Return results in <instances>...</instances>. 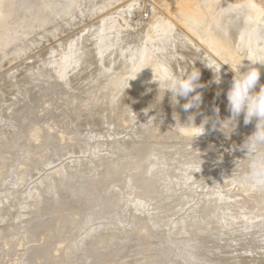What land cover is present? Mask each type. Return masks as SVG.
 <instances>
[{
    "label": "rangeland",
    "instance_id": "1",
    "mask_svg": "<svg viewBox=\"0 0 264 264\" xmlns=\"http://www.w3.org/2000/svg\"><path fill=\"white\" fill-rule=\"evenodd\" d=\"M135 1L134 0H102V1H100L99 6L96 7L95 9H92V10L87 9L86 6H84V5H81L82 8L78 5L81 9L78 10L79 12L77 11V14L74 13L75 15L73 17H71V19L67 18L68 21H66V19H65L66 17L62 18L63 16L60 15L61 18H62V23L60 24L59 22H60L61 19L60 20L58 19L59 22H56L58 25L56 24V28H54L55 30L56 29L57 30L55 31L53 29L52 32H51L52 34L49 37L47 36L45 39H41L42 43L40 41L38 43L39 46L35 50L29 51V52H27V54L25 53V55L23 57H19V58L14 59V60L11 59L12 60L11 62L7 63L4 66H0V79H1V81H2V78H3V81L7 80V76L11 73V71L12 72L16 71L15 72L16 73V77L19 78L20 71L18 72L17 70H21L20 68H23V67L20 66V64L22 62L28 60V62L31 63L32 61L29 60L30 58H34L39 53L44 52L48 48H53L54 47L55 50H56L57 46L59 45L60 42H64L65 40L66 41H70L72 39H76V38L80 37L81 35H84L86 32L82 31L81 29H84V27L87 28V26L91 25L92 23H94L96 21L98 22V21L102 20V23L104 25H108V26H111V27L115 26V28H117V27L123 26L122 25L123 22H121L123 20V17H122V15H123V16L128 17L126 22L124 23V24H126L125 26L127 28L131 26V29L133 31H136V32L142 31V34H139V37H142L143 35L147 34V36H150L151 38L160 39L161 37H159V36L162 35V34L163 35H166V34L170 35L171 31H170V33H168L169 31H167V30H169L171 28V30H173V31L175 30L176 32H180L182 35H185V38L187 37L189 39V40L188 39L187 40L191 44H194L193 46H196V47L200 48L201 50H204V49L206 50V48L208 47V49H210L212 51V48H209V46L213 47L214 44H213V46H211L212 43H210L209 41L205 42L206 44H203V42H201L203 40V38L206 37L207 35H205L202 32L201 29L193 27L194 29H198V31L197 32L195 31L196 33H194L193 32L194 29L192 30L190 26H189L190 27L189 28L188 25H186L185 23L183 24V22L181 20L184 17L181 19L180 16L181 17L183 15L185 16L186 12H187V14H190L188 17H192V16L196 17V16H198L200 14L199 12L202 9L204 10V8H207V7L212 9L211 11H209V13H212V14H214L216 16V14H218L219 11L222 8H224L225 5H228V4H233V5L235 4L239 9H241L245 13H247L248 9H249L250 16H251V14H254V17H253V15H252V17H250L251 20H252L251 24H253V18H254V21H256V23L259 22V21L261 22V16L264 15L263 14L264 13L263 12L264 11V0H248V1H251V2H249V5H246V6L244 4L247 3V0H210L208 2L206 0L205 2H207V4H209V5L203 4V3H205L204 0H202V1L201 0H139V1L135 0ZM200 1L202 3V6H200V4H199ZM74 3H75V1H74ZM143 4H144V6H143ZM254 4H256V6H253ZM75 5H77V3ZM203 6H207V7H203ZM76 7L77 6H75V8ZM209 8H207V10H210ZM256 8H260V9L255 10ZM250 9H252V10H250ZM250 11H252V12H250ZM253 11H254V13H253ZM257 11H259V12H257ZM94 12H96V14ZM255 12L259 13L260 15L255 13ZM260 12H262V13H260ZM51 13H53V12H51ZM249 13H247V14H249ZM158 17H159V19H160V17H162L161 19H162V21H164L163 22L164 25H167L169 23L168 26L166 27V26L163 25L162 27H160L162 29V30L160 29V31H159L158 27L152 28L150 26H144L146 23H148V22H150L152 20H155V19L157 20ZM255 18L257 20H255ZM63 19H65V20H63ZM119 19H120V21H119ZM162 21L160 22L161 24H162ZM153 22H155V21H153ZM128 23H130L129 26H128ZM262 23H261V25H262L263 28L262 27H260V28H262V30H264V24H262ZM158 25H160V24H158ZM253 25H255V23ZM139 28H140V30H139ZM165 29H166V31H165ZM189 29L192 30V31H190ZM145 30H147V31H145ZM187 30H189V32ZM262 30L260 29L259 33L262 32ZM78 31L81 32V33H77ZM148 31H149V33H148ZM199 31L202 32V33H200ZM199 33H200L201 36H203V38L200 37V36H198V37L196 36ZM261 37L262 36H260V38ZM201 38H202V40H201ZM262 38L264 39V36ZM206 40H209V39H205L204 38V41H206ZM226 41L228 42L229 40L226 39ZM238 41L239 40L237 39L236 42H238ZM128 42L129 41H127V43ZM230 42L232 43V41H230ZM125 43H126V41H124V43H121L120 47L122 48V46H123L125 48V49L122 48L124 51H126L128 49H129L128 51H130L131 47L127 48V43L126 44ZM207 43H210L211 45H209V44L207 45ZM262 43H264V42H262ZM108 44H106V46ZM236 44H237V46L234 45V46H232V48H234L236 46L235 47V51L238 49V52L242 55L244 53L243 50L245 51V47L243 46L244 47V49H243L241 44H239V45H238V43H236ZM55 45H56V47H55ZM204 45H207V46H204ZM262 45H264V44H262ZM128 46H130V45H128ZM238 46L242 48V51H241V48H239ZM107 47L110 48L109 45ZM198 48H196V49L198 50ZM215 48L216 47L214 46L213 49L216 50L217 48L216 49ZM261 48L264 49V47H262V46H261ZM200 49H199V52L202 53V51ZM210 50L204 51L205 52V53L203 52L204 56H207L208 58H210V56H211V58H210L211 60L213 58H215L214 59L215 61H217L219 63H224L223 61H225V59H222L220 53L216 52L218 50H216L215 52L219 53L220 58L218 57L219 55L215 54L214 51L211 52ZM173 51L176 52V54H175L176 56H179L178 55L179 49H178L177 46H175L173 48ZM207 51H209L211 53H208ZM212 56H213V58H212ZM136 57L139 58V56H136ZM6 58L8 59V57H6ZM225 63H227V60L225 61ZM16 66L18 68L13 69ZM222 67H225V70H227V72H229L230 75L234 76V73L231 71V69H232L231 67L232 66H229V65L225 64V65H222ZM77 68H78V64H72L71 68H70L71 72H68L69 75H70V73L72 75L76 74L77 73L76 71L78 70ZM67 71H69V69ZM91 72H93L92 74H94V76L88 74V76H89L88 82H91V81L92 82H94V81L95 82L96 81H98V82L100 81L101 82L102 81L101 83H103V85L100 84V83H99L100 85H98V82H96L97 83L96 85H93V83H92V85L95 86L96 88H99V90H100V88H102L101 85L102 86H108L109 85L107 83V79H108V82H109V78H112V80H113V77H114V75L113 76L111 75V77L107 76V75L106 76L104 75V78H105V80H104L103 75L99 74V76H100L99 77L98 74L96 75L94 70H92V69H91ZM118 73H121V72L119 71ZM122 74H123V72L120 74L121 77L124 76ZM51 77H53V76H51ZM93 77H95L94 78L95 80L94 79L91 80ZM106 77H107V79H106ZM45 79L46 78H43V80H37V81L31 79L30 83L27 82L25 79H23L22 80L23 83L21 81L20 82L19 81H13V82L8 83L6 85H5V83H6V81H5V83H4L5 87H4V89L2 90V92L0 94L1 95L0 96L1 97L0 98V264H93V263L97 264L98 262H99L98 264H107V263L108 264H113V263L114 264H117V263L118 264H124V261H126V260H128V261H126L125 264H127L129 262V260H131V262L129 264H131V263L132 264H137V263L138 264H145V263L146 264H166V262H168V261H169V264L171 262H172L171 264H180V263H182V264H202V262L204 264H217L218 263L216 261L217 258H212L211 257V253H214V250H216L215 252H217V250H218L217 248L219 247L218 243L219 244H221V242L223 243V244H221L222 246H220V248L223 247V254H225V255L228 254L229 250L230 251L232 250L231 251L232 253L230 252V255L234 254L237 251V250H234V249H238L239 250L242 247L247 250V247H249L248 244H247L249 240H251L252 244H250V241H249V244L252 245V248L253 247L255 248L257 246L259 247L260 245H261L260 247L264 248V241L263 242L259 241L260 243L258 244L257 243L258 240L255 242L251 237H245L246 239L245 238H237L238 241H236V239L233 237L234 235L233 234L231 235V231H233V230H242V231H245L246 233H249V232H253L258 227H264V201H263V204L258 205L257 204L258 203L257 200L239 199L238 198L239 193L235 189L234 186H230L229 185V187L223 188L217 182H214V181H212L210 179H208V180L206 179V182L208 184H206V185L200 184L199 185V183H198V186H196V188H195V190H196L195 192H197L198 194H201L200 201L197 204H195V205H187L185 207V210L182 211V213H184V212L186 213L185 215L183 214V216L184 217L187 216V217H189V219L191 218L190 221L188 220V222H190V223L193 222V220H194V218H192V216H195L196 218L199 219L200 218L199 205L204 203V202H206V201H208L209 199H213L212 195L215 196L218 192H220V193L223 194V196H221L220 199L217 200L218 205H220L217 209L220 210L219 211V213H220V216H219L220 222L222 221V223H224L225 225L221 224L220 222H219V224H217V222H216V226L217 227H215V228L217 230H219V231H222V230L224 231L225 230L227 232H225V234H223L224 232H221L220 235H222L223 237L220 236V238H218V240L220 241L219 242L215 238V237H217V235H214L215 234L214 233L215 230L211 229L210 232L208 234H206V236H202V235H198V234H205V233H201L198 230L195 231V229H194V230H192L190 232L191 235L189 234L188 238L186 236V239H188V240H184V242H181L185 246V249H187L188 251H186V250L185 251L184 250L179 251L177 248H175V246L172 245V247H171L168 244H165L164 248H162L159 251L161 254H159V252L156 251L158 249L157 245H158V241L159 240H158L157 237L155 238L154 235L156 236L159 233L160 236H161L160 238H162V236L168 237L167 236V229L169 228L168 226L170 225V223H169V221L166 222V223L163 222V223H165L164 226L168 227L166 229H165L164 226H160V225H158L157 227L156 226L155 227L151 226V224H150L151 222H149V220H148L150 218V217H148L149 216V211H148L149 208H148V206L149 207L158 206L160 209L163 208L162 210L166 209L167 211H164V212L162 210H159V214L158 215H160V213L161 214L164 213V215H161L162 217H164L166 212H167V213H170L169 214L170 216L169 217L165 216V217L170 218V219H174L176 214L171 212V211L175 209L174 207H176L175 206L176 204H181L182 203V201H181L183 199V193L182 192L184 191L183 189L186 188V186H185L186 184H183L185 186V188H182V190L180 188V191L178 192L176 190V188H177L176 184H175V186L171 187V185L173 183L170 182L172 178L169 177V175L172 174L174 171H172L171 173H167V174H165V172H164V174L166 175L165 176L163 174V172H160L161 171L160 167L163 164H166V163H161L162 165H160V167L158 166L159 169L154 164V163L157 162V160H153L154 163L153 164L151 163L152 161H150V160H152V158L154 159V157H152V156H154V155L156 156L157 155L156 151H157L158 147H157L156 151H154L155 153L153 155H151L153 152L148 151V149L152 148L154 150L155 149L154 146H156L155 144H157V145L159 144V142L158 143H157V141L155 142L157 135H155L154 136L155 139H153V135L152 134H148V135H151V136L148 137V140L151 137V139L154 141L155 144L153 142H151V140H150L151 144H149V145H153V144L154 145L152 147L149 146L147 148V151H148L149 154L146 151V153H147L146 156L147 157L145 159H147V158H149V156H151L149 158V160L148 159L146 160L148 162L147 164H152L150 166L154 165L155 168L158 169V170H156L154 168V166H153L154 169H151V171H148V172L146 171L145 168L147 166H145L146 164L143 163L145 161L143 156H145L146 153H145V151H144V155L142 153H143V149L146 150L145 147L148 146V145L144 146V143H149V142H146V141H148L146 139L148 135H146V134L152 132L150 130H156L158 128L157 131L159 133L161 131L162 134L161 133L160 134L157 133V131L155 132V134L157 133L158 135H161V137L158 136L159 138H161L159 140L160 143H161L160 145L161 146L163 145L162 147L165 146V148L167 147V145H170V143L179 144L178 142H180V139L184 138V136L181 137L180 134L187 133V134H184V135H186V137H187V135H189L188 132H186V131L183 132L182 128H180L179 125H175V122H176L175 120H171L170 119V116L173 115L175 108L173 106H168V107H170L169 110H168V107L165 108V107H162V106H159V105H155V104H151L150 105V103H147V102H145L146 104H144L142 102H139V101L130 102L131 104L129 102H127L126 104L128 106H130V109H129L128 106H126V104H125V106L128 107V108L124 107V108H126L125 110L128 111L127 114L130 116V117H128L129 119H127V120L128 121H132L133 123L127 121L128 122V124H127V122H125V120H124L125 123L121 122L120 120H123V119L120 118V120H118L119 116H117L118 117V118H116L117 119V124L118 125L121 124V123L122 124L120 126L117 125L116 126L117 128H116L115 126H113V124H115V120H116V119L114 120V118H112V120H114V123H113L112 120H110L111 117H110V119L108 118L109 122L111 121L110 124L113 123V124H111V126H110L109 123L107 124L108 121L106 119V116L107 117L110 116V114H109V111H110L109 109L110 108L106 107L105 105H103V106L108 108L109 111H106L107 109H105V108L103 109V107L100 108L102 106V105H100V103L102 104V102L98 101V102H100L99 103L100 107L97 106V109H95V111L91 109L92 111L95 112V114L93 112V115H92L91 114L92 112H90L91 115H88L89 112H86L87 108L89 107L87 104H89V102H91V101L95 102L98 99L95 100L94 99L95 97L93 98V97H91V95H89L90 98L89 97L88 98L89 99L92 98L93 100L92 99L90 101L87 100L89 102H87L86 105L83 104L84 107H87V108H85V110L83 108H80V107H83L81 105V106H79L77 108L75 106L74 108H72L73 111L72 110L70 111L69 108L71 109V107L69 105H66V103H68V102H65L66 99H61V100H57L56 99V98H58V96L56 95V89L60 88L59 83L56 82V80H54L52 78H50V83L48 81L44 82V81L47 80V79L46 80ZM89 80H91V81H89ZM112 80H110V81L113 82ZM202 80L203 81H207L206 79L203 78V76H202V78L200 77V82L205 84L206 86H208L207 85L208 81L207 82H203ZM1 81H0V83H1ZM105 82H106L107 85L105 84ZM111 82H109V83L111 84ZM16 83H17V85H16ZM113 85H114V83H113ZM51 86H53V87H51ZM149 86L152 87V85H149ZM149 86H147V87H149ZM39 87L40 88H42V87L45 88V91L38 90ZM28 90L29 91L31 90V92H29ZM101 90H103V88ZM150 90H151V88H150ZM116 91H119V90L116 89ZM2 93H3V95H2ZM42 93H43V95H42ZM98 94L101 95V92L98 91ZM98 94H97L96 98H99ZM41 95H42V97H41ZM36 96H37V98H36ZM40 97H41L42 100L40 99ZM150 97L153 98L154 94H152ZM46 99H48V101ZM44 101L46 103H44ZM24 102H25V104H24ZM98 102H95V103H97V105H98ZM136 102H138V105L136 107H135L136 104L135 105L133 104L134 106H131L132 103H136ZM73 103L74 102H72V104ZM139 103H141V105ZM23 104L26 107H24ZM147 104H149V105H147ZM44 105H45V107H44ZM93 105H95V104L94 103L91 104V106H93ZM142 105H145V106H142ZM153 105H155V107H150V106H153ZM61 107H63V108H61ZM93 107H96V105L93 106ZM98 107H99V113H100L99 115H97V113H96V112H98ZM140 107L142 109H140ZM90 108H92V107H90ZM13 109L14 110L16 109V111H14ZM77 109H79V110L83 109L84 111H82V112H84L85 114H87V113L88 114L84 115L83 118L81 119L79 117V116H81L80 115L81 111L78 112L79 111L78 110L77 111L78 113H75V117H74L71 114L76 112ZM132 109H134V110H132ZM137 109L143 110V111H139ZM145 109H149L151 115H153V116L155 115L154 117H158L159 116L160 119L156 118V119H154L155 122L153 121V123H152V120H150L151 116L149 115L150 114L149 111H147L149 114L148 113L144 114V112H145L144 110ZM150 109H152V110H150ZM135 110L137 112L139 111V113L142 112L141 113L142 115L141 114L138 115V113L135 112ZM8 111H10V112H8ZM69 111L71 113H69ZM102 111H103V113H102ZM133 111L135 112L134 115H132ZM151 111L156 112V113L154 114ZM82 112H81V114L83 115ZM104 112H107V113H104ZM168 112H170L169 113L170 115L168 114ZM78 114H79V116L77 118L76 116ZM103 114L106 115V116L104 115L105 118H104ZM107 114H109V115H107ZM94 115H95V117H94ZM136 115L139 116L140 119H145L146 120V121L144 120L145 122L143 120L142 121L144 122V124L147 122L146 123L147 125L146 124L145 125L136 124V121L139 119L138 117H135ZM144 115L146 117H142V118L140 117V116H144ZM147 115L150 116V117H148ZM88 116L92 117V118H89ZM204 116H208L209 117L208 114L207 115L204 114ZM72 117H73V119L71 120ZM99 117H101V118H99ZM113 117H115V116H113ZM147 117L149 119H147ZM4 118H5V120H4ZM76 118H77V120L78 119L79 120L77 121ZM91 119H92V121H91ZM130 119H133V120L135 119V122L133 120H130ZM199 119L201 120L202 117L199 118ZM58 120H59V122H57ZM74 120L76 122H74ZM138 121H137V123L142 122V121H139V122ZM167 121H169L170 123L173 122L172 125L173 126L175 125V127H173L170 124V129H171L172 132L176 130L175 131L176 133L173 132V134H172V132L170 130H167L168 127H166V125L169 123ZM52 122H54V123H52ZM118 122H120V123H118ZM148 122H150L151 124L148 123ZM182 122L183 121H181V123ZM184 122H186V121H184ZM154 123H156V125ZM49 124H50V126H49ZM42 125H46V127L43 126L44 127V128H42L43 130H41ZM58 125H60V126H58ZM98 125H99V128H97ZM209 125H206V127H207V131L206 132H210L211 131V129L208 130V128H210ZM54 126L56 128H54ZM57 126L59 128H57ZM108 126L110 128L111 127L115 128L116 130L114 129L112 131V129H110V128L108 129ZM133 126H136V127H133ZM176 126H177V129H176ZM118 127H121V128H118ZM148 127L151 128V129L148 130L149 129ZM153 127H154V129H153ZM61 128L63 129L64 135H61L62 132L60 130H58V129H61ZM74 128H76V129H74ZM161 128L162 129L164 128V129L162 130ZM67 129H69V131ZM96 129H99L100 131L98 130L99 132H97ZM140 129H141V131H139ZM32 130H34L36 135H32V134L29 135V132H27V131H30V133H32L33 132ZM143 130L145 132H147V133L146 134L143 133L142 132ZM177 130H178V132H177ZM36 131H37V133H36ZM125 131H126V133H125ZM34 132H33V134H34ZM70 132L73 133V135ZM75 132H77L78 134H76ZM179 132H181V133L178 134ZM135 133H137V135H139L140 137L139 136H133V137H131L133 140L132 139L131 140L133 142H135V143L137 142L136 145H138L140 147L143 145L144 148L141 147L143 149H138V150H140V153L138 152V150L136 148L132 149V147H134L135 143H132V141L129 140V137L131 135H135ZM74 134H76L75 140H68L69 138H71L70 135H72V137L73 136L75 137ZM177 134H178V136H177ZM58 135L62 136L61 139H58V137H56ZM65 135H66V137H68V136L69 137L66 139ZM63 136H64L65 139L63 138ZM87 136H89V137H87ZM174 136H177L179 138L181 137V138L180 139L177 138V140L174 141L175 138H176V137L174 138ZM208 136H207L208 138L211 137L215 141V145H216V147L214 148L215 151H216V148L217 149H219V147L223 148L221 146V144H220L221 143L220 140H223L222 137L225 140V141L223 140L222 143H226L227 144V142H228V144H229V142H230L229 138L224 137L220 133L217 135L216 139H214V135L213 134H208ZM34 137L36 138L35 140H34ZM38 137L40 139L39 141H38ZM122 137L124 138V140H120V139H122ZM158 137H157V139H159ZM31 138H33V139H31ZM73 138H71V139H73ZM218 138H219V140H218ZM225 138L229 139V141L228 140L226 141ZM29 139L31 141H33V140L34 141L30 142ZM141 139L143 141L144 140H146V141H144V142L142 141L143 142L142 143V142H140ZM64 140H66V141H64ZM203 140H205V143L207 142V139H203ZM203 140L200 141V144L202 143ZM193 141L195 142V139ZM193 141H190L188 144L194 143ZM239 141L240 140H236L235 141L236 144L233 143L234 146L239 145ZM125 142H127L129 144H127ZM139 142L141 143V145H139ZM130 143H132V144H130ZM164 143H166L167 145H165ZM180 143H183V142L181 141ZM197 143H199V141ZM126 144L129 145L128 147H131L132 150L135 149L134 151L135 152L137 151L136 153L140 154V156H142V160H141V157L139 155L138 156L135 155L137 158L139 157L138 159L136 157H131V159H130L129 156L127 157V159L129 161H132V158H136V159H134V163H136L137 160H138V162L139 161L142 162L144 160L142 162L143 164H140L141 166L142 165L145 166V168L142 167L144 169V171H143V169L141 168V166L139 164H138L139 167H137L136 164H134L135 166L132 165V166H134V168L132 167L133 169H131V167H129V166H131L129 164V166L127 165L128 169H126L124 171V169L126 167V166L124 167V164H126V162L123 163L124 162L123 159L125 158L126 154H129V153L132 152V155L134 156L133 153H135L130 148H128V147L125 148L127 146ZM218 144L220 146L217 147ZM115 145L116 146L117 145L123 146V147L118 146V147H120L119 149L121 150V152H122L123 149H124L123 150L124 153H125V151H128V150H130V152L128 151L129 153H125L124 157H123V155L121 157L120 152H118L119 155L116 154V152L119 149H117L118 147H116ZM131 145H133V146H131ZM160 145H159V147H160ZM187 145H186V147L188 148L189 146H187ZM193 145H195V144H193ZM112 147L116 148V150H115V152L113 154H116L117 159L115 157L113 158L112 157L113 155H112L111 157L106 158L105 161L109 162L110 164L113 161H117V163L114 162V164H116V165L120 162L123 165L120 164V163L118 165H121L123 167V169H121V166L120 167L117 166L118 169L115 167L117 170L121 169L120 172L118 171L119 173L117 172V174H116V172L114 171L115 168L113 167L114 168L113 169V168L109 167L110 168V172L113 169V173H115V174H113L112 172L110 173V172L107 171L108 174L103 176L104 173H101V172H104V170L102 169L103 170L102 171V170H100V168L97 169V167H96V165H97L96 162H97L98 157H96L95 154L97 152L101 153L100 151L103 150V149H106V150L107 149H111V151L113 152L114 149H112ZM162 147H160V148H162ZM186 147L184 145V148L186 150H191L192 147H195V146L191 147V145H190L191 148L189 147V149H187ZM121 148H123V149H121ZM185 149H182V151H184ZM98 150H100V151H98ZM141 150H142V152H141ZM213 150L211 151V153H215V152H213ZM104 152H105V150L103 151V153ZM158 152H161V151H158ZM159 154L160 153H158V155ZM229 155L232 156V153H230ZM99 157H101V155ZM110 158H113V159H110ZM118 158H120L119 162H118ZM121 158H122V161H121ZM157 158H160V157L158 156ZM157 158L155 157V159H157ZM109 159L111 161L112 160L113 161L111 162V161H109ZM127 159H125V161L129 162ZM159 160H162V159H159ZM160 162H162V161H158L157 163H160ZM97 163H99V162H97ZM109 163H108V165H110ZM116 165H113V163H112V166H116ZM164 166H168V165H164ZM84 167L86 169H84ZM135 167L136 168H140V171L139 172L137 171L139 169L135 170L136 169ZM69 168H70V170H69ZM165 168H163V171L167 170L166 172H168L169 170L173 169L172 167H170V169L169 168L165 169ZM55 170L59 171V175L57 174V171H55ZM86 170H87L88 173L86 172ZM141 170H142L143 173L141 172ZM152 170H155L157 173L155 171L152 173ZM93 171H94V173H93ZM69 173H72L73 174L72 176H74V175L77 176V177L74 176L76 178L75 181L70 178L71 176L67 175ZM80 173H82L83 175L80 174ZM56 174H57V176H54ZM78 174H80L81 176L79 177ZM173 175L175 176L176 173L175 174L173 173ZM89 176H90V178H89ZM92 176H93V178H92ZM98 177L99 178L100 177L103 178V179H101V181H103L102 182L103 185L101 184V181H100V184L98 183V180H97ZM95 178H97V179H95ZM115 178H117V179H115ZM58 179H60V180H58ZM114 179H115V181H114ZM148 179H150V180H148ZM67 180L71 181V182L69 181L70 184L67 183ZM79 180L82 181V184L83 183H85V184L88 183L86 185L83 184V185H85V189L84 190L78 189V186L82 185V184L77 183V182H79ZM134 180H135V182H134ZM59 181H61L60 183L62 185H64L63 187L61 185H57ZM153 181H155V182L153 183ZM92 182L98 183L99 185L95 184L96 185V187H95V185L93 183L94 186L92 187V185H91V187H92L91 188L88 185H90ZM109 183H111L112 185L109 184ZM145 183H148L147 185H145L146 187H148L150 184H151L150 186L152 187L153 184H155L154 185L155 186L154 190H156V191L153 192L152 191L153 189L150 187L149 190L150 189H152V190L151 191L148 190L149 192L148 193L146 192V194H145V191H147V188L144 186L145 190L142 189V188H144L143 185ZM68 184L72 188L73 187L75 188V186H76L77 189L69 190L70 188H68V187H70V186H68ZM71 184H74V185L72 186ZM77 184H78V186H77ZM106 184H108V185H106ZM168 184H170V185H168ZM53 185H56L57 187L53 186ZM104 185H105V187H104ZM118 185L122 186V187L125 186V188L128 191V193L124 192L125 188H122V187L120 188ZM187 185H188L187 188L189 189V185L190 184H187ZM58 186L60 187V190L62 191L61 192L62 194H59L60 192H58V190H59ZM98 186H100V187H98ZM128 187H129V190H128ZM173 188L175 189L176 192L174 191ZM106 189H108L107 190L108 193L106 192ZM166 189H167V191H166ZM186 189H185V191L188 190V189L187 190ZM103 190H105V191H103ZM119 190H123V192H121ZM136 190H138V191L136 192ZM56 191H57V193H56ZM73 191H74L73 195H70ZM118 191L120 193H118ZM140 191H141V193H140ZM169 191L172 192L173 194L170 193ZM160 192H162V194ZM52 193H53V195H52ZM92 193H93L94 197H93ZM116 193H118V194H116ZM133 193H135V194H133ZM142 193L145 194V195H148V196L142 198L143 201H146L148 206L146 204L141 203V202L137 203L136 200H135V197H138L137 195H139V197H140L141 196L140 194H142ZM177 193H179V194H177ZM47 194L48 195L50 194L49 195L50 197H48ZM56 194H57V196H55ZM168 194H171V195H168ZM109 195H111V197H109ZM151 195H153V196H151ZM84 196H85V198H84ZM113 196L115 198H117L118 201ZM54 197H56V198L58 197L57 199L55 198L56 201L52 200V198L54 199ZM61 197L63 198V200H60ZM95 197H96V199H94ZM226 197H228L229 200H227ZM154 198H156L158 201L155 200ZM159 198L162 201H160ZM110 199L111 200L113 199V200L111 201ZM36 200H37V203H36ZM107 200H110L109 203L114 202L117 205L118 204L121 205L122 206L121 208L125 209L127 212L126 211H120L121 213L120 212H116V213H120L121 215L120 214H116V213H115V215H113L114 213H110V212H113V211L111 209H109V208L107 209L105 207V202L104 201H107ZM42 201H43V203H42ZM147 201H149V202H147ZM156 201L159 203V205H155V204H157ZM67 202H68V204H67ZM84 202L87 203L88 206H87V204L85 205ZM128 202H131V203H129L130 204L129 205L130 208L125 206ZM168 203H170V204H168ZM26 204H27V206H26ZM70 204H72L74 206H72ZM90 204L92 206H89ZM164 204H167V206L164 205ZM237 204L240 205L239 212H240L242 217L241 218H237L236 220H234L233 224H226L224 221L228 219L230 213H231V215L233 214V212L235 211L234 210L235 206ZM21 205H23V206L25 205L24 206V209L26 210V215L24 216L25 218L24 217L21 218L19 216V214L21 215V209L23 208ZM52 205L54 207L53 209L50 208V206L52 207ZM150 205H152V206H150ZM161 205H164V206H161ZM221 205H229V206H227V209H226V207L221 208ZM256 205H258V206H256ZM57 206H58V208H57ZM94 206H95V208H94ZM136 206H137V208H135ZM138 206L139 207L141 206L140 209L143 208V211H142V209L139 210ZM20 207H21V209H20ZM90 207H93V208H90ZM127 208H129V209H127ZM191 209H193L194 211L191 210ZM51 210H53V211L51 212ZM106 210H108L107 212H109V213H107ZM78 211L79 212L80 211H84V212H83V214H82V212L77 214ZM91 211H93V212H91ZM94 211H96V213ZM201 211H202L201 215L203 214L202 216L204 217L207 214V212H206L207 210L204 211V210L201 209ZM224 211H226V212H224ZM66 213L68 214L67 216H66ZM74 213H76V214L74 215ZM196 214H199V215H196ZM65 216H66L65 220H63V218ZM19 217H20V219H19ZM119 217L123 218L124 220H126V219L127 220H131L132 219V223H131V221L128 222V223H130L129 225H131V226L127 225L125 222L120 221L121 219H118ZM8 218H9V220H7ZM142 218L146 219V221H147L146 225L148 224L147 226L149 227V231L144 229L145 231H147L145 233L143 232L144 230L142 231V228H144V227L142 225L138 226L139 225L138 220L142 219ZM164 218H161V219L164 220ZM167 218H166V220H167ZM3 219H5V220L3 221ZM21 219L23 220V222L20 221ZM58 219H59L60 222L58 221ZM117 219L121 223L120 222L117 223ZM161 219H159V220L161 221ZM133 220H135V221L137 220V221L133 222ZM198 221L201 222L202 218H200ZM155 222H157V221H155ZM155 222H153V223H155ZM240 222L242 223V225H241ZM54 223H55V225H54ZM60 223H62V224H60ZM77 223H78V225H77ZM136 223H137V225H136ZM167 223L169 225H166ZM39 224H40V226H39ZM58 224H60V225H58ZM132 225L134 226V228H136V230L133 228V230H135V231H132V229H131ZM124 226H125V229H126V230H124L125 232L122 230V228ZM162 227L164 229H162ZM171 227H173V225ZM211 228H214V227H211ZM221 228H223V229H221ZM39 230H41V231H39ZM56 230L58 232H56ZM128 230L131 232L130 235L132 237L134 236V239L132 238L133 240L130 238L131 236L130 237H125V235L127 234ZM164 230H166L165 234H163ZM217 230L215 232H217ZM34 231L36 233H34ZM53 232H54V235H53ZM132 232H134V233H132ZM136 232H138V233H136ZM141 232L144 233V234H142L140 236ZM161 232H162L163 235L161 234ZM260 232L261 231L259 230V233ZM56 233L58 235H56ZM146 233H148V234H146ZM211 233H214V234H211ZM227 233H228V236H227ZM107 234H108V236H106ZM192 234L193 235L195 234L196 237L195 236L193 237ZM191 236H192V238H191ZM201 236H202L203 240H205V239L206 240L202 241ZM207 236H210V238H208ZM229 236H231V237L228 238ZM5 238H7V239H5ZM63 238H65V239H63ZM178 238L179 237L175 235L174 238L170 237L168 239H176L177 240ZM207 238H208V240H207ZM227 238H228V241L225 240ZM4 239L6 241H3ZM130 239H131V241H130ZM197 239L201 240L200 243L204 244L205 246L198 244L199 242H197L198 241ZM221 239H223V240H221ZM209 240L212 243L214 241H217V242L213 243V245L215 243H217L216 245H214L215 247L211 248L212 244L210 245L211 242L209 243ZM262 240H264V238ZM61 241L64 242V243H62ZM169 241H171V240H169ZM172 241H175V240H172ZM194 241H196L197 244L196 243L194 244ZM20 242H21V244H20ZM228 242H230L229 243L230 247H228V245H229ZM165 243H167V242H165ZM226 244H228V245H226ZM234 244H237V246L234 245ZM256 244H257V246H255ZM88 245H90V246H88ZM147 245H149L148 246V247H150L149 249L147 247L145 248V246H147ZM153 245H155L156 247L153 246ZM191 245L194 246V247H192ZM208 245H210V246L208 247ZM232 245H233L234 248L231 249ZM238 246H239V248H235V247H238ZM125 247H127V248H125ZM203 247H205L207 250H205V248L203 249ZM144 248H145V250H143ZM174 248H175V250H173L171 252L170 250L174 249ZM200 248H202L201 252H200ZM257 248H256V251L254 249L253 252L256 253L258 251ZM53 249H55L56 251H54ZM94 249H95L96 253H98V254L95 253ZM164 249H166V250H164ZM196 249H197V253H194V251H196ZM225 249H228V250H225ZM38 250H39V252H38ZM48 250H51V251H48ZM52 250H53L54 253L52 252ZM176 250L179 253H177ZM246 250L245 251L243 249L240 250V255L243 253V255H241V256H243L241 258L242 261L240 260V262H242L243 264H248V263L252 264V263H256L257 261H260V262L263 261L264 253H261V251L258 252V255L252 254V256L254 255V257H251V254H249L250 252L248 251L249 252L248 253V252H246ZM174 251L176 252L175 254H173ZM208 251H210L211 253L209 254ZM202 252H203V255H202ZM245 252L248 253V255ZM38 253L40 255H38ZM89 253H91V254H89ZM204 253H208L210 255L209 257L211 258L210 259L211 261L206 260V258L208 259L209 257H208L207 254L204 255ZM50 254H52V255L54 254V255L52 256ZM63 254H64V256H62ZM171 255H174V256H172V259L170 257ZM196 255H199V256H196ZM240 255H239V257H241ZM244 255H247V257H245ZM249 255H250V257H248ZM216 256H218L217 260H220L219 253L217 255H215V257ZM7 258H9V260ZM50 258H53V260L50 259ZM139 258H141L142 260L144 259L143 261L140 259V261H142V263L139 262ZM249 258H250V260H248ZM136 259H137V261H136ZM116 260H117V262H116ZM181 260H182V262H180ZM246 260H248V261L245 262ZM96 261H98V262L96 263ZM122 261H123V263H122ZM135 261H136V263H134ZM174 261H176V262H174ZM177 261H178V263H177ZM186 261H188V262H186ZM231 263L235 264L233 262H229V264H231ZM262 264H264V263H262Z\"/></svg>",
    "mask_w": 264,
    "mask_h": 264
},
{
    "label": "bare ground",
    "instance_id": "2",
    "mask_svg": "<svg viewBox=\"0 0 264 264\" xmlns=\"http://www.w3.org/2000/svg\"><path fill=\"white\" fill-rule=\"evenodd\" d=\"M74 1H75V3H74ZM100 1H102V0H0V66H4V65H6L7 63H9V62H11L12 60H14V59H17V58H19V57H23L24 55H25V53L27 54V52H29V51H32V50H35L38 46H39V42L41 41V43H42V40L41 39H45L47 36L49 37L52 33V30L54 29V28H56V22H59V20H60V24L62 23V18H64V17H66L65 19H66V21H68L67 20V18L69 19H71V17H73L75 14H77V11L78 10H80L81 8H82V6L81 5H84V6H86V8L87 9H90V10H92V9H95L96 7H98L99 6V3H100ZM135 1V0H134ZM139 1V0H138ZM202 1V0H201ZM201 1H200V6H202V3H201ZM206 0H204V2H205ZM208 1H210V0H207V2ZM136 2V1H135ZM207 2H205V3H203V4H207ZM246 2V1H245ZM249 2H251V1H248L247 0V3L246 4H244L245 6L246 5H249ZM77 3V5H75ZM170 3V2H169ZM238 4V3H237ZM251 4V3H250ZM77 6L76 8H75V6ZM81 7H79V6ZM117 5V4H116ZM207 5H209V4H207ZM239 5V4H238ZM143 6H144V4H143ZM199 6V7H200ZM243 6V5H242ZM244 6V7H245ZM253 6H256V4H254ZM115 7V6H114ZM130 7V6H129ZM203 7H207V6H203ZM258 7V6H257ZM190 8V7H189ZM207 8H209V7H207ZM207 8H204V10L202 9L199 13V15L198 16H196V17H194V16H192V17H188L190 14H187V12H186V15L184 16H180V18L182 19L183 17V19L181 20L182 22H183V24L185 23L186 25H188V27L190 26L191 27V29L193 30L194 28L193 27H195V28H199V29H201L202 30V32L205 34V35H207L206 37H204L205 39H209V40H206V41H204V38H203V36H201L200 35V33H202V32H200L198 35H196L197 37L198 36H200V37H202L203 38V40H202V38H201V42H203V44H206L205 42H207V41H209L210 43H212V45L210 44V43H207V45L209 44V45H211V46H213V44H214V46L217 48H215L216 50H218V51H216V50H214L213 48H214V46L213 47H210L209 46V48H212V51L210 50V49H208V47L206 48V50H210L211 52H213L214 51V53L215 54H217V55H219V53H220V55H221V58L222 59H225V61L227 60V63L229 64V66H232L231 68H233V65L235 64V63H237V62H239V61H241V60H244L243 61V64H244V68H242L241 70L243 71V70H245L246 69V65H248V59H253V58H258V59H264V49L263 48H261V46L262 47H264V45H262V44H264V43H262V42H264V39L262 38L263 36H264V30H262V25H261V23L264 21V13L262 14L263 16H261V22L259 21V22H257L256 23V21H254V18H253V24L255 23V25H253V24H251L252 23V20H251V18L250 17H252V15H253V17H254V14H251V16H250V13H249V9H248V12L247 13H249V14H247V13H245V12H243L241 9H239L235 4L233 5V4H228V5H225V7L224 8H222L220 11H219V13L218 14H216V16L214 15V14H212V13H209V11H211L212 9L211 8H209L210 10H207ZM255 8V7H254ZM104 9V8H103ZM111 9V8H110ZM143 9V8H142ZM246 9V10H247ZM258 9H260V8H256L255 10H258ZM250 10H252V9H250ZM128 11V10H127ZM263 11V10H262ZM51 12H53V13H51ZM79 12V11H78ZM250 12H252V11H250ZM257 12H259V11H257ZM257 12H255V13H257ZM264 12V11H263ZM75 13V14H74ZM90 13V12H89ZM95 14H96V12H94ZM181 13V12H180ZM253 13H254V11H253ZM260 13H262V12H260ZM56 14V15H55ZM182 14V13H181ZM257 14H259V13H257ZM63 16L62 18H61V16ZM116 15V14H115ZM260 15V14H259ZM59 16V17H58ZM101 16V15H100ZM178 16V17H179ZM122 17H123V20L121 21V22H123L122 23V25L123 26H121V27H117V28H115V26L113 27H111V26H108V25H104L103 23H102V20H100V21H96V22H94V23H92L91 25H89V26H87V28L86 27H84V29H81L82 31H85L86 33L84 34V35H81L80 37H78V38H76V39H72V40H70V41H64V42H60L59 43V45L57 46V49L55 50V48L53 47V48H48L47 50H45L44 52H42V53H39L37 56H35L34 58H30L29 60H31L32 62L31 63H29L28 62V60H26V61H24V62H22L21 64H20V66L21 67H23V68H20L21 70H17L18 72L20 71V73H19V78L18 77H16V71L15 72H12L11 71V73L7 76V80H5L6 81V83H5V81H3V78H2V81H1V79H0V81H1V83H0V94H1V92H2V90L4 89V87H5V85L6 84H8V83H11V82H13V81H21L22 82V80L23 79H25L27 82H31V79H33V80H35V81H37V80H43V78H46L45 80L46 81H44V82H49L50 83V78H52V79H54V80H56V82H58L59 83V86H60V88L59 89H56V95L58 96V98H56L57 100H61V99H66V101L65 102H68V103H66V105H69L70 107H71V109L69 108V110L71 111H73V109L72 108H74L75 106H76V108L77 107H79V106H83V107H80V108H83L84 110H85V108H87V107H84V105L83 104H87V102H89L91 99H89L90 97H89V95H91V97H95L94 99L96 100V99H98V100H96L95 102H98V101H100V102H102V104L100 103V102H98V105H97V103H95V102H93V101H91V102H89V104H87L89 107L87 108V110H86V112H89V114L88 115H93V112L95 111V109H97V106H99L100 107V105H102L100 108H102L103 107V109L105 108V109H107L106 111H109V114H110V116L109 117H107L105 114H103V116L105 115L106 116V119H107V124L109 123L110 124V122H109V119H110V117H111V119L110 120H112V118H114V120L116 119V118H118L117 116H119V119L118 120H120V118L121 119H123V120H120L121 122H124V120H125V122H127L128 120L127 119H129L128 117H130L128 114H127V110H125L126 108H128L129 107V109H130V106H128L126 103L127 102H134V101H139V102H142V103H144V104H146L145 102H147V103H150V105L151 104H155V105H159V106H162V107H168V106H173L172 104H171V101H170V93H166L165 94V96H164V99L160 102V103H156V97H157V94H158V86H157V83L156 82H154L153 81V79H156L157 78V75L158 74H160V73H162L165 69H171L172 71H174L176 74H182V73H184L185 71H188V70H190V68H191V66H192V64H194V66L196 67V68H198L199 70H200V72H201V78H202V76H203V78L204 79H206L207 81H208V86H206V87H204V88H199V89H197V91H199V92H201L202 93V103H201V106H200V109L199 110H197V109H190L189 110V112H185L181 107H180V105H182L183 103H185L186 102V100H185V98H180V104L179 105H176L174 108H175V110H174V112L175 113H178L179 114V119H180V122L181 121H186L187 120V116L190 114V113H193V112H195V113H197L196 114V116H195V122H196V124H199L200 122H201V120L199 119V118H203L204 117V114L205 115H209V117H212L214 114H213V106H217L218 108H219V115H220V117L221 118H225V117H227L228 115H229V112H228V110H227V107H226V105H227V98H226V92H227V90H228V88H229V86H230V84H231V81H232V79H233V75H230L229 74V72H227V70H225V67H222V69H221V83L219 84V85H217V84H215V83H212L211 81H212V79H213V73L208 69V68H206L205 66H204V64L201 62V61H204V60H211L210 58H211V56H210V58H208L207 56H204V51H206L205 49L204 50H201L200 48H198V47H196V46H193L194 44H191L188 40V38L186 37L185 38V35H182L180 32H176L175 30L173 31V30H171V28L169 29V30H167V31H169L168 33H170V31H171V33H170V35H160L159 37H161L160 39H157V38H151L150 36H147V34H145V35H143L142 37H139V34H142V31H139V32H136V31H133L132 29H131V26L130 27H126L125 25L126 24H124L125 22H126V20H127V18L128 17H126V16H123L122 15ZM121 17V18H122ZM257 17V16H256ZM117 18V17H116ZM162 17H160V19H159V17H158V19L156 20H152V21H150V22H148V23H146L144 26H150V27H152V28H154V27H158V29H159V31H160V27H162L163 25H164V21H162V19H161ZM260 18V17H259ZM59 19V20H58ZM65 19H63V20H65ZM104 19V18H103ZM251 20V21H250ZM255 20H257L256 18H255ZM263 20V21H262ZM106 21V20H105ZM119 21H120V19H119ZM153 21H155V22H153ZM162 21V24L160 23ZM84 22V21H83ZM181 22V23H182ZM129 24L130 23H128V26H129ZM158 24H160V25H158ZM169 24V23H168ZM168 24L167 25H164V26H168ZM262 24H264V22L262 23ZM58 25V24H57ZM261 25V26H260ZM143 26V27H144ZM142 27V28H143ZM189 27V28H190ZM259 27V28H258ZM260 27H262V28H260ZM149 28V27H148ZM169 28V27H168ZM150 29V28H149ZM261 29L262 30V32H260L259 33V30ZM55 30V29H54ZM57 30V29H56ZM55 30V31H56ZM139 30H140V28H139ZM162 30V29H161ZM190 30V29H189ZM189 30H187L188 32H189ZM192 30H190V31H192ZM145 31H147V30H145ZM165 31H166V29H165ZM198 31V29H194L193 30V32L194 33H196V32ZM54 33V32H53ZM77 33H81V32H77ZM148 33H149V31H148ZM151 33V32H150ZM165 34V33H164ZM192 34V33H191ZM204 35V36H205ZM74 36V35H73ZM195 36V35H194ZM260 36H262L261 38L263 39H261L260 38ZM71 37V36H70ZM67 39V38H66ZM188 39V40H187ZM226 39L227 40H229L228 42L226 41ZM239 40L238 42H236V40ZM47 40V39H46ZM124 41H126V43H127V41H129L128 43H127V48H130L131 47V49H130V51H128V50H126V51H124L122 48H124L123 46H122V48L120 47V45H121V43H124ZM230 41H232V43L230 42ZM230 42V43H229ZM234 42V43H233ZM109 43V44H108ZM125 43V44H126ZM192 45H190V44ZM228 43V44H227ZM236 43H238V45L239 44H241L242 45V48L244 49V47H245V51L243 50V54L241 55L239 52H238V49L235 51V47L237 46V44ZM262 43V44H261ZM106 44H108L109 45V47L110 48H108L107 46H106ZM123 45V44H122ZM128 45H130V46H128ZM207 45H204V46H207ZM234 45H236L234 48H232V46H234ZM175 46H177L178 47V49H179V51H178V55L179 56H176L175 54H176V52L175 51H173V48L175 47ZM244 46V47H243ZM55 47H56V45H55ZM198 48V50L196 49V48ZM239 47V46H238ZM126 48V49H127ZM203 48V47H202ZM239 48H241V47H239ZM242 48H241V51H242ZM260 48V49H259ZM125 49V48H124ZM199 49L202 51V53L201 52H199ZM219 52V53H216V52ZM240 51V50H239ZM208 53H211V52H209V51H207ZM206 52V53H207ZM237 52V53H236ZM207 55V54H206ZM210 55V54H209ZM220 55L218 56L219 58H220ZM136 56H139V58H137ZM6 57H8V59L6 58ZM10 57V58H9ZM27 58V57H26ZM212 58H213V56H212ZM12 59V60H11ZM215 58H213L212 60H214ZM7 60V61H6ZM219 60V59H218ZM225 61H223L224 63H225ZM72 64H78V70L76 71L77 73L76 74H74V75H72L71 73H70V75H69V73L68 72H71V70H70V68H71V65ZM256 67H258L259 69H260V73H261V76H260V83L261 84H264V65H256ZM15 68H18L17 66L16 67H14L13 69H15ZM69 69V71H67ZM74 69V68H73ZM91 69L92 70H94V72H95V74L97 75L98 74V76H99V74H101V75H103V78H104V75L106 76H110L111 77V75L113 76L114 75V77H113V80H112V78H109V82H111L110 80H112L113 82H111V84L108 82V79H107V77H106V79H107V83L109 84L108 86H102L103 85V83H101L100 81L98 82V81H96V82H98V85H100V84H102L101 85V87L103 88V90H101L102 88H100V90H99V88H96L95 86H93V85H96L97 83L95 82H92L91 80H93L95 77H93L91 80H89V81H91V82H88V78H89V76H88V74L89 75H92V76H94V74H92L93 72H91ZM120 69V70H119ZM122 73L123 72V74L122 75H124V76H122L121 77V73H118L119 71ZM229 70V69H228ZM14 71V70H13ZM73 72V71H72ZM104 73V74H103ZM51 74V75H50ZM54 74V75H53ZM130 75V76H129ZM51 76H53V77H51ZM91 76V77H92ZM90 77V78H91ZM100 77V76H99ZM32 80V81H33ZM95 80V79H94ZM97 80V79H96ZM100 80V79H99ZM104 80H105V78H104ZM203 81V80H202ZM207 81H203V82H207ZM4 83H5V85H4ZM23 83V82H22ZM92 83H93V85H92ZM100 83V84H99ZM113 83H114V85H113ZM105 84H106V82H105ZM13 85V84H12ZM16 85H17V83H16ZM24 85V84H23ZM27 85V84H26ZM107 85V84H106ZM113 85V86H112ZM149 85H152V87L151 86H149ZM147 86H149V87H147ZM12 87V86H11ZM51 87H53V86H51ZM99 87V86H98ZM149 88V89H148ZM150 88H151V90H150ZM258 88H259V85H257V90H258ZM116 89L117 90H119V91H116ZM13 90V89H12ZM32 90V89H31ZM31 90L29 91V92H31ZM38 90H43V91H45V88H40L39 87V89ZM100 91L101 92V95H99L98 94V91ZM150 90V91H149ZM219 90V92H220V94L217 96L216 95V93H217V91ZM22 91V90H21ZM33 91V90H32ZM35 91V90H34ZM36 92V91H35ZM118 92V93H117ZM14 93V92H13ZM48 93V92H47ZM7 94V93H6ZM21 94V93H20ZM46 94V93H45ZM97 94H98V97L99 98H96V96H97ZM152 94H154V97L153 98H151L150 96L152 95ZM2 95H3V93H2ZM15 95V94H14ZM13 95V96H14ZM42 95H43V93H42ZM42 95H41V97H42ZM1 96V95H0ZM12 96V97H13ZM24 97V96H23ZM41 97H40V99H41ZM89 97V98H88ZM1 98V97H0ZM36 98H37V96H36ZM45 99V98H44ZM42 100V99H41ZM47 101H48V99H46ZM45 100V101H46ZM87 100H89V101H87ZM93 100V99H92ZM44 101V103H46ZM72 102H74L73 104H72ZM105 102V103H104ZM107 102V103H106ZM95 104L96 105V107H93V106H95V105H93V106H91V104ZM99 103H100V105H99ZM128 103V104H129ZM24 104H25V102H24ZM23 104V105H24ZM107 104V105H106ZM125 104H126V106H128V107H126L125 106ZM131 104V103H130ZM135 105V107L138 105V102H136V103H132V105L131 106H134ZM140 105H141V103H139ZM3 105V104H2ZM14 105V104H13ZM12 105V106H13ZM73 105V106H72ZM103 105H105L106 107H108V108H110L109 110H108V108H106L105 106H103ZM139 105V106H140ZM147 105H149V104H147ZM10 106V105H9ZM48 106V105H47ZM53 106V105H52ZM138 106V107H139ZM142 106H145V105H142ZM141 106V107H142ZM24 107H26L25 105H24ZM44 107H45V105H44ZM54 107V106H53ZM57 107V106H56ZM67 107V106H66ZM90 107H92V108H90ZM99 107H98V112H96L97 113V115H99L100 113H99ZM124 107H126V108H124ZM140 107V109H142ZM9 108V107H8ZM61 108H63V107H61ZM65 108V107H64ZM79 108V109H80ZM94 108V109H93ZM132 108V107H131ZM145 108V107H144ZM164 108V109H165ZM169 108L170 107H168V110H169ZM173 108V107H172ZM18 109V108H17ZM66 109V108H65ZM79 109H77L76 110V112H72L73 114H71V115H73L74 117H75V113H78V112H82V111H84L83 109H81V110H79ZM92 109V110H94V111H90V110ZM128 109V110H129ZM163 109V110H164ZM14 110V109H13ZM75 110V109H74ZM79 110V111H78ZM89 110V111H88ZM101 110V109H100ZM132 110H134V109H132ZM137 110H139V109H137ZM150 110H152V109H150ZM14 111H16V109L14 110ZM69 111V113H71ZM78 111V112H77ZM139 111H143V110H139ZM139 111L137 112L136 110H135V112H137L138 113V115H140L142 112H140L139 113ZM145 111V110H144ZM149 111V110H148ZM161 111V110H160ZM159 111V112H160ZM167 111V110H166ZM173 111V110H172ZM8 112H10V111H8ZM81 112H80V115L81 116H79V114L76 116L77 118H78V116L82 119L83 118V116L84 115H87V114H85L84 112H82L83 113V115L81 114ZM90 112H92L91 114H90ZM130 112V111H129ZM134 111H133V114L132 115H134V113H135ZM151 112H153V111H151ZM53 113V112H52ZM102 113H103V111H102ZM104 113H107V112H104ZM148 113V112H147ZM149 113H150V111H149ZM148 113V114H149ZM154 114L156 113V112H153ZM170 112H168V114H169ZM8 114V113H7ZM94 114H95V112H94ZM109 114H107V115H109ZM144 114H146L145 112H144ZM65 115V114H64ZM96 115V116H97ZM131 115V114H130ZM142 115V114H141ZM151 117H154L153 115H151V113L149 114ZM158 115V114H157ZM156 115V116H157ZM160 115V114H159ZM170 115V114H169ZM59 116V115H58ZM67 116V115H66ZM105 116H104V118H105ZM113 116H115V117H113ZM148 116V115H147ZM150 116H148V117H150ZM89 117V116H88ZM94 117H95V115H94ZM133 117V116H132ZM135 117H138L139 118V116H135ZM141 118L142 117H146L145 115L144 116H140ZM147 117V119H149ZM3 118V117H2ZM77 118H76V120H77ZM89 118H92V117H89ZM97 118V117H96ZM99 118H101V117H99ZM109 118V119H108ZM160 119L159 118V116L158 117H155V119ZM73 119V117L71 118V120ZM75 119V118H74ZM80 119V120H81ZM103 119V118H102ZM136 119V118H135ZM135 119L133 120V119H130V120H133L134 122H135ZM140 119V118H139ZM138 119V120H139ZM170 119L171 120H174L173 119V115H171L170 116ZM4 120H5V118H4ZM79 120V119H78ZM77 120V121H78ZM86 120V119H85ZM95 120V119H94ZM100 120V119H99ZM114 120H112L113 121V123H114ZM137 120V121H138ZM144 121L145 119H140L139 121ZM150 120H152L151 118H150ZM170 120V121H171ZM200 120V121H199ZM55 121V120H54ZM88 121V120H87ZM91 121H92V119H91ZM101 121V120H100ZM137 121H136V124H143V125H145L144 124V122L146 121H142V122H139V123H137ZM154 121V120H153ZM57 122H59V120L57 121ZM74 122H76L75 120H74ZM124 122V123H125ZM128 122H131V123H133L132 121H128ZM128 122H127V124H128ZM155 122V121H154ZM167 122H169V121H167ZM166 122V123H167ZM182 122V123H183ZM52 123H54V122H52ZM51 123V124H52ZM72 123V122H71ZM95 123V122H94ZM113 123H111V124H113ZM118 123H120V122H118ZM148 123H150V122H148ZM173 123V122H172ZM172 123H168L167 125H166V127H168V129L167 130H170L171 131V129H170V124L172 125ZM176 123V122H175ZM48 124V123H47ZM89 124V123H88ZM111 124H110V126H111ZM122 124V123H121ZM121 124H117V119L115 120V124H113V126H120ZM151 124V123H150ZM155 125H156V123H154ZM57 125V124H56ZM55 125V126H56ZM103 125V124H102ZM147 125V124H146ZM178 125V124H177ZM46 127V125H42V127H41V130H43L42 128H44V127ZM49 126H50V124H49ZM54 126V128H56ZM58 126H60V125H58ZM57 126V128H59ZM107 126V125H106ZM158 126V125H157ZM160 126V125H159ZM165 126V125H164ZM173 126V125H172ZM210 126V125H209ZM53 127V126H52ZM62 127V126H61ZM105 127V126H104ZM133 127H136V126H133ZM151 127V126H150ZM161 127V126H160ZM173 127H175V125L173 126ZM172 127V128H173ZM50 128V127H49ZM68 128V127H67ZM97 128H99V125H98V127ZM110 127L108 126V129H109ZM117 128V127H116ZM118 128H121V127H118ZM123 128V127H122ZM139 128V127H138ZM149 128V127H148ZM46 129V128H45ZM44 129V130H45ZM51 129V128H50ZM74 129H76V128H74ZM83 129V128H82ZM110 129H112V131L115 129V128H110ZM142 129V128H141ZM141 129L139 130V131H141ZM147 129V128H146ZM145 129V130H146ZM151 128H149L148 130H150ZM153 129H154V127H153ZM156 129V128H155ZM158 129V128H157ZM157 129L156 130H150V131H152V132H150V133H147V132H145L144 130L142 131L143 133H147L146 135H148V134H152L153 135V139H155V135H157V137L159 136V137H161V135H158L157 133H159L158 131H157ZM162 129V128H161ZM164 129V128H163ZM162 129V130H163ZM176 129H177V126H176ZM206 129H207V127H206ZM209 129H211V127L210 128H208V130ZM28 130V129H27ZM54 130V129H53ZM58 130H60L61 132H62V134L61 135H64V133H63V129L61 128V129H58ZM68 131H69V129H67ZM97 130V132H99L100 130L99 129H96ZM99 130V131H98ZM116 130V129H115ZM125 130V129H124ZM127 130V129H126ZM129 130V129H128ZM173 130V129H172ZM183 130V132H185L186 130L185 129H182ZM33 132H34V130H32ZM31 131V132H32ZM65 131V130H64ZM71 131V130H70ZM77 131V130H76ZM157 131V133L155 134V132ZM176 131V130H175ZM175 131H173V132H175ZM181 131V130H180ZM207 131V130H206ZM254 131V124L253 123H250V124H248V125H245L244 123H243V118L241 117L240 118V121H239V124H238V127H237V129H236V131L233 133V134H231V136L229 137V139H230V142H229V144H228V142H227V144L226 143H222V141L224 140V138L222 137V139L223 140H220V144H221V146L223 147V148H221V147H219V149H217L216 148V151H215V147H216V145H215V141L210 137V138H208L209 136H208V134H213L214 135V139H216L217 138V135L220 133L221 135H223L224 136V134L223 133H221V132H219V131H217V130H212L211 129V133L210 132H206L204 135H202V136H200V137H198V138H195V142L194 143H190V144H188L189 142H190V139L188 138V135H187V137H186V135H184V134H187V133H182V134H180L181 132H179L178 134H180L181 135V137L182 136H184V138L183 139H180L179 137H177L178 136V134H177V136H174V138H175V140L174 141H176L177 140V138L178 139H180V142L182 141L183 143H180V142H178L179 144H174V143H170V145H167L166 143H164L165 145H167V147L165 148V146L164 147H162L160 144V139L161 138H159V139H157V137H156V140H155V142L157 141V143L159 142V144L157 145V144H155L154 143V141L151 139V137H150V139L148 140V137L149 136H151V135H148L147 136V140L148 141H146V140H144V141H146V142H149V143H144V146L145 145H148V146H146L145 148H146V150H144L143 148V145L141 146V147H143V148H141L140 146H138V145H136V143L135 142H133L132 140V138L131 137H133V136H139V135H137V133H135V135H131L130 137H129V140L130 141H132V143H135V145H134V147H132V149L133 148H136L137 150L138 149H143V155H144V151H145V153H146V151H147V148L149 147V146H153L154 144L156 145V146H154V150L151 148H149L148 149V151H150V152H153L151 155H153L155 152L154 151H156V149H157V147H158V149H157V151H156V156L154 155V156H152V157H154V159L152 158V160H150V161H152L151 163L153 164L154 162H153V160H157V162L158 161H162V162H160V163H154L155 165H156V167L158 168V166L160 167V165H162L161 163H166V164H163L160 168V172H163V174H164V172H165V174H167V173H171L172 171H174L173 173L175 174L176 173V175L174 176L173 175V173L172 174H170L169 175V177H171L172 179H171V183H173L172 185H171V187H173V186H175V184L177 185V188H176V190L179 192L180 191V188H181V190H182V188H185V186H186V188H187V184H190L189 185V189L187 190L186 188V190L187 191H185V189H183L184 191L182 192L183 193V199L181 200L182 201V203L181 204H176L175 206L176 207H174L175 209L174 210H172L171 212H173V213H175L176 214V216H175V218L174 219H170V218H167V217H169L170 215V213H167L166 212V214H165V216H167V217H162L161 215H164V211H167L166 209L165 210H162V209H160L158 206H153V207H149L148 205H147V203H146V201H143V199L142 198H144V197H146V196H148V195H145L146 194V192L148 193L149 191H151L152 189V191L154 192V191H156V190H154L155 189V184H153V186L151 187L150 185L148 186V187H146L145 185H147L148 183H145L144 185H143V187L145 186L146 188H147V191H145V194H140L141 196L139 197V195H137L138 197H135V200H136V202L138 203V202H141V203H143V204H146L147 206H148V208H149V216L148 217H150L148 220H149V222H151L150 224H151V226H158V225H160V226H164L165 225V223L166 222H168L169 221V223H170V225L167 223L166 225H169L168 227H166V226H164L165 227V229L166 228H168L167 229V236L168 237H166V236H162V238H160L161 236H160V234L158 233L156 236L154 235V237L156 238H158V245H157V247H158V249L156 250L157 252H159L162 248H164V245L165 244H168L169 246H171L172 247V245L173 246H175V248H177L179 251H182V250H186V251H188L187 249H185V246L181 243V242H184V240H188V239H186V236H187V238H188V235L190 234V232L192 231V230H194L195 229V231L196 230H198L199 232H201V233H205V234H198V235H202V236H206V234H208L209 232H210V230L212 229V230H217L215 227H217L216 226V222H217V224H219V222H220V218H219V216H220V213H219V209H217L220 205H218V203H217V200H219L220 199V197L221 196H223V194L222 193H220V192H218L215 196H213L212 195V197H213V199H209L208 201H206V202H204V203H202V204H200L199 205V214H200V218H202V221L200 222V221H198L199 219L198 218H196L195 216H192V218H194V220H193V222H188V220L190 221V219H189V217H187V216H183V214L185 215L186 213L184 212V213H182V211H184L185 210V207L187 206V205H195V204H197L199 201H200V198H201V194H198L197 192H195L196 190H195V188H196V186H198V183H199V185L200 184H203V185H206V184H208L207 182H206V179L208 180V179H210V180H212V181H214V182H217L220 186H222L223 188H225V187H229V185L230 186H234L235 187V189L238 191V193H239V196H238V198L239 199H250V200H257L258 201V205H261V204H263V201H264V189H255V188H253L252 186H251V184H250V182H248V181H246L245 179H244V177L247 175V173H248V161L244 158V150H242V149H240V145L242 144V142H243V140H244V138L247 136V135H249V134H251L252 132ZM27 132H29V135H36L35 134V132H34V134H33V132L32 133H30V131H27ZM108 132V131H107ZM172 132V131H171ZM173 132H172V134H173ZM177 132H178V130H177ZM187 132V131H186ZM36 133H37V131H36ZM60 133V132H59ZM58 133V134H59ZM66 133V132H65ZM71 133V132H70ZM76 134H78L77 132H75ZM124 133V132H123ZM125 133H126V131H125ZM124 133V134H125ZM160 133H161V131H160ZM159 133V134H160ZM176 133V132H175ZM57 134V133H56ZM72 135H73V133H71ZM76 134H74L75 135V137L73 138L72 137V135H70V137L71 138H73V139H71V138H69L68 140H75V138H76ZM106 134V133H105ZM162 134V133H161ZM169 134V133H168ZM38 135V134H37ZM99 135V134H98ZM123 135V134H122ZM145 135V136H146ZM60 135H58V136H56V137H58V139H61V137L62 136H60ZM68 136V135H67ZM86 136V135H85ZM93 136V135H92ZM91 136V137H92ZM104 136V135H103ZM113 136V135H112ZM129 136V135H128ZM208 136V137H207ZM69 137V136H68ZM68 137H66V135H65V138L67 139ZM87 137H89V136H87ZM140 137V136H139ZM170 137V136H169ZM207 137V138H206ZM219 137V136H218ZM225 137V136H224ZM63 138H64V136H63ZM64 138V139H65ZM163 138V137H162ZM172 138V137H171ZM31 139H33V138H31ZM36 138L34 137V140H35ZM106 139V138H105ZM126 139V138H125ZM132 139V140H131ZM203 139H207V142L205 143V140H203ZM226 139V138H225ZM229 139H226V141L228 140L229 141ZM28 140V139H27ZM33 140V141H34ZM40 139H39V137H38V141H39ZM42 140V139H41ZM81 140V139H80ZM83 140V139H82ZM90 140V139H89ZM116 140V139H115ZM120 140H124V138L122 137V139H120ZM119 140V141H120ZM150 140H151V142H153L154 144L153 145H149V144H151L150 143ZM201 140H203L202 141V143L200 144V141ZM218 140H219V138H218ZM236 140H240L239 141V145H237V146H234V144H236ZM29 141L30 142H33V141H31L30 139H29ZM46 141V140H45ZM64 141H66V140H64ZM143 140L141 139L140 140V142H142ZM143 141V142H144ZM199 141V143H197ZM225 141V140H224ZM121 142V141H120ZM129 142V141H128ZM139 142V145H141V143ZM142 142V143H143ZM176 142V143H177ZM238 142V141H237ZM67 143V142H66ZM125 143H127V142H125ZM132 143H130V144H132ZM234 143V144H233ZM48 144V143H47ZM127 144H129V143H127ZM126 144V145H127ZM188 144V145H187ZM193 144H195V145H193ZM238 144V143H237ZM71 145V144H70ZM133 145H131V146H133ZM159 145H160V147H162V148H160L159 147ZM184 145H185V147H186V145L187 146H189L190 147V145H191V147L192 146H195V147H192V149L191 150H186L185 148H184ZM231 145V146H230ZM116 146V145H115ZM114 146V147H115ZM118 146H120V147H123V146H121V145H117L116 147H118ZM129 145H127L125 148H127ZM136 146V147H135ZM218 146H220L219 144L217 145V147ZM120 147H118L117 149H119ZM189 147L187 148V149H189ZM190 147V148H191ZM84 148V147H83ZM87 148V147H86ZM128 148H130L131 149V147H128ZM160 148V149H159ZM181 148V149H180ZM221 148V149H220ZM100 149V148H99ZM112 149H114L113 150V152L111 151V149H103V150H98V151H100L101 153H96L95 155H96V157H98V159H97V162H99V163H97L96 162V164L98 165H96V167H97V169H99L100 168V170H104V172H101V173H104L103 174V176H105V175H107L108 174V172H110V168H117L118 169V167L117 166H121V165H118L120 162V158H118V164L116 165V164H114V162H116L117 163V161H111L110 159H113L114 157L117 159V157H116V154L117 155H119V153L118 152H120V155H121V157H122V155H123V157H124V155H125V153H129L130 152V150H128V151H125V153H124V149L123 148H121V149H123L122 150V152H121V150L119 149L117 152H116V154H113L114 152H115V150H116V148H113L112 147ZM131 149V150H132ZM182 149H185L184 151H182ZM214 149V150H213ZM229 149H231V151H229ZM105 150V152L103 153V151ZM127 150V149H126ZM135 150V149H134ZM134 150H132L133 152H135ZM181 150V151H180ZM213 150V152H215V153H211V151ZM18 151V150H17ZM82 151V150H81ZM148 151H147V153H148ZM158 151H161V152H158ZM137 152V151H136ZM135 152V153H136ZM138 152L140 153V150H138ZM141 152H142V150H141ZM2 153V152H1ZM135 153H133L134 154V156L132 155V152L131 153H129V154H126V156H125V158L123 159L124 160V162L123 163H125L126 162V164H124V167H125V169H124V171L126 170V169H128V167H127V165L129 166V164L131 165V166H129V167H131V169H133L134 168V164H136V166L137 167H139L138 166V164L140 165V164H146L145 166H147L146 168H145V166L144 165H140L141 166V168L142 167H144L145 169H146V171L148 172V171H151V169H154L155 168V166H154V168H153V166H150V165H152V164H147L148 162L146 161L147 159L149 160V158L151 157V156H149V158H147V159H145L147 156V153L145 154V156H143V158H144V162L142 163V162H138V160H137V162L136 163H134V159H136L137 157L136 156H140V154H135ZM158 153H160L159 155H158ZM230 153H232V156H230L229 154ZM101 155V157H99L100 155ZM132 156H131V155ZM149 154V153H148ZM113 155V156H112ZM115 155V156H114ZM136 155V156H135ZM113 157V158H110L109 159V161H111L112 163H113V165H116V166H112V163L110 164L109 162H107V161H105L106 160V158H108V157ZM129 156V158L131 159V157H136V158H132V161H129L128 159H127V157ZM160 157V158H157V157ZM197 156H198V159L201 161V164L199 165V161H198V159H197ZM73 157V156H72ZM120 157V156H119ZM141 157V160H142V156H140ZM155 157L157 158V159H155ZM139 158V157H138ZM137 158V159H138ZM70 159V158H69ZM100 159V160H99ZM125 159H127L129 162H127V161H125ZM159 159H162V160H159ZM37 160V159H36ZM35 160V161H36ZM99 160V161H98ZM41 161V160H40ZM121 161H122V158H121ZM132 162V163H131ZM39 163V162H38ZM43 163V162H42ZM76 163V162H75ZM108 163L110 164V165H108ZM128 163V164H127ZM81 164V163H80ZM120 164H122V163H120ZM159 164V165H158ZM123 165V164H122ZM132 165H134V166H132ZM164 165H168V166H164ZM29 166V165H28ZM83 166V165H82ZM92 166V165H91ZM88 167V166H87ZM110 167V168H109ZM133 167V168H132ZM166 167V168H165ZM170 167H172L173 169L172 170H169L168 172H166L167 170H165V169H167V168H169L170 169ZM42 168V167H41ZM89 168V167H88ZM87 168V169H88ZM113 168V169H114ZM115 168V169H116ZM136 168V167H135ZM163 168H165L164 170L165 171H163ZM60 169V168H59ZM62 169V168H61ZM68 169V168H67ZM84 169H86L85 167H84ZM113 169L111 170V172L113 173ZM114 169V171L116 172V174H117V172L119 171L120 172V170L121 169H123V167L121 166V169L120 170H115ZM130 169V168H129ZM137 169H139V170H137ZM143 169V168H142ZM156 169V168H155ZM159 169V168H158ZM158 169H156V170H158ZM33 170V169H32ZM69 170H70V168H69ZM102 170V171H103ZM135 170H137L138 172L140 171V168H136ZM42 171V170H41ZM55 171H57V174L59 175V171L58 170H55ZM108 171V172H107ZM143 171H144V169H143ZM145 171V172H146ZM155 170H152V173L154 172ZM66 172V171H65ZM71 172V171H70ZM81 172V171H80ZM86 172H87V170H86ZM98 172V171H97ZM110 172V173H111ZM118 172V173H119ZM128 172V171H127ZM141 172H142V170H141ZM144 172V173H145ZM156 172V171H155ZM55 173V172H54ZM68 173V172H67ZM84 173V172H83ZM88 173V172H87ZM93 173H94V171H93ZM92 173V174H93ZM109 173V174H110ZM130 173V172H129ZM143 173V172H142ZM157 173V172H156ZM57 174L56 175H54V176H57ZM75 174V173H74ZM80 174H82V173H80ZM80 174H78L79 175V177L81 176ZM113 174H115V173H113ZM112 174V175H113ZM150 174V173H149ZM162 174V173H161ZM162 174V175H163ZM164 174V175H165ZM67 175H69V176H71L70 178L71 179H73L74 181H75V177H77V176H72L73 174L72 173H69V174H67ZM83 175V174H82ZM94 175V174H93ZM145 175V174H144ZM152 175V174H151ZM150 175V176H151ZM40 176V175H39ZM123 176V175H122ZM166 176V175H165ZM61 177V176H60ZM112 177V176H111ZM143 177V176H142ZM147 177V176H146ZM20 178V177H19ZM49 178V177H48ZM69 178V179H70ZM89 178H90V176H89ZM92 178H93V176H92ZM137 178V177H136ZM135 178V179H136ZM149 178V177H148ZM57 179V178H56ZM95 179H97V178H95ZM101 179H103L102 177H98V183L100 184V181H101ZM105 179V178H104ZM115 179H117V178H115ZM115 179H114V181H115ZM143 179V178H142ZM158 179V178H157ZM168 179V178H167ZM58 180H60V179H58ZM62 180V179H61ZM72 180V181H73ZM127 180V179H126ZM131 180V179H130ZM138 180V179H137ZM136 180V181H137ZM148 180H150V179H148ZM156 180V179H155ZM57 181V180H56ZM66 181V180H65ZM69 181L70 180H67V183H69ZM81 180H79V182H77V183H79V184H82V181L80 182ZM89 181V180H88ZM95 181V180H94ZM128 181V180H127ZM165 181V180H164ZM51 182V181H50ZM61 181H59L58 182V184L57 185H61L62 187L64 186V185H62L61 183H60ZM71 182V181H70ZM97 182V181H96ZM103 181H101V184L103 185V183H102ZM125 182V181H124ZM134 182H135V180H134ZM139 182V181H138ZM155 181H153V183H154ZM73 183V182H72ZM75 183V182H74ZM93 183H94V185L95 184H98V183H95V182H92L90 185H88V186H90L91 187V185H92V187L94 186L93 185ZM107 183V182H106ZM122 183V182H121ZM131 183V182H130ZM141 183V182H140ZM168 183V182H167ZM43 184V183H42ZM70 184V183H69ZM68 184V186H70ZM83 184H85V183H83ZM80 185V186H78V184H77V186H78V189H80V190H84L85 189V185L86 184H88V183H86L85 185ZM98 184V185H99ZM109 184H111V183H109ZM120 184V183H119ZM183 184H186L185 186L183 185ZM72 186L74 185V184H71ZM106 185H108V184H106ZM112 185V184H111ZM132 185V184H131ZM168 185H170V184H168ZM184 187H183V186ZM192 185V186H191ZM53 186H56V185H53ZM67 186V185H66ZM65 186V187H66ZM101 186V185H100ZM100 186H98V187H100ZM119 186V185H118ZM139 186V185H138ZM162 186V185H161ZM45 187V186H44ZM51 187V186H50ZM57 187V186H56ZM91 187V188H92ZM95 187H96V185H95ZM103 187V186H102ZM104 187H105V185H104ZM103 187V188H104ZM120 188L122 187V186H119ZM118 187V188H119ZM132 187V186H131ZM134 187V186H133ZM140 187V186H139ZM142 187V186H141ZM145 187L144 188H142L143 190H145ZM152 188V189H150L149 190V188ZM154 187V188H153ZM58 188H59V190H58V192H60L59 194H62L61 192V190H60V187L58 186ZM68 188H70L69 190H72V189H77L76 188V186H75V188L73 187H68ZM122 188H125V186L124 187H122ZM136 188V187H135ZM160 188V187H159ZM158 188V189H159ZM201 188V187H200ZM94 189V188H93ZM111 189V188H110ZM141 189V190H142ZM161 189V188H160ZM169 189V188H168ZM174 189V188H173ZM207 189V188H206ZM102 190V189H101ZM107 190L108 189H106V192H107ZM125 191V193H128V191L126 190V188L124 189ZM128 190H129V187H128ZM149 190V191H148ZM162 190V189H161ZM164 190V189H163ZM103 191H105V190H103ZM119 191H121V192H123V190H119ZM118 191V193H120ZM138 190H136V192H137ZM166 191H167V189H166ZM174 191H175V189H174ZM173 191V192H174ZM70 192V191H69ZM91 192V191H90ZM95 192V191H94ZM112 192V191H111ZM144 192V191H143ZM163 192V191H162ZM162 192H160L161 194H162ZM170 192V191H169ZM176 192V191H175ZM49 193V192H48ZM56 193H57V191H56ZM73 193H74V191L70 194V195H73ZM101 193V192H100ZM108 193V192H107ZM118 193H116V194H118ZM140 193H141V191H140ZM170 193H172V192H170ZM77 194V193H76ZM97 194V193H96ZM124 194V193H123ZM133 194H135V193H133ZM166 194V193H165ZM173 194V193H172ZM177 194H179V193H177ZM222 194V195H221ZM48 195V194H47ZM50 195V194H49ZM48 195V197H50ZM52 195H53V193H52ZM92 195H93V193H92ZM102 195V194H101ZM154 195V194H153ZM153 195H151V196H153ZM168 195H171V194H168ZM55 196H57V194L55 195ZM61 196V195H60ZM64 196V195H63ZM143 196V197H142ZM45 197V196H44ZM47 197V196H46ZM65 197V196H64ZM93 197H94V195H93ZM104 197V196H103ZM109 197H111V195H109ZM114 197V196H113ZM173 197V196H172ZM55 198L56 197H54V199L52 198V200L54 201L55 200ZM58 198V197H57ZM56 198V199H57ZM84 198H85V196H84ZM107 198V197H106ZM115 198V197H114ZM182 198V197H181ZM211 198V197H210ZM37 199V198H36ZM48 199V198H47ZM51 199V198H50ZM80 199V198H79ZM94 199H96V197L94 198ZM108 199V198H107ZM116 200H117V198H115ZM153 199V198H152ZM155 200H157L156 198H154ZM178 199V198H177ZM224 199V198H223ZM222 199V200H223ZM226 199L227 200H229V198L228 197H226ZM60 200H63V198L61 197L60 198ZM72 200V199H71ZM81 200V199H80ZM84 200V199H83ZM88 200V199H87ZM105 200V199H104ZM111 200V199H110ZM110 200H107V201H104L105 202V207L108 209H111L113 212H110V213H114L113 215H115V213L116 212H120V211H126L125 209H123V208H121L122 206L121 205H117V204H115L114 202H112V203H109L110 202ZM113 200V199H112ZM111 200V201H112ZM159 200L160 201H162L160 198H159ZM165 200V199H164ZM56 201V200H55ZM86 201V200H85ZM118 201V200H117ZM116 201V202H117ZM158 201V200H157ZM156 201V203L157 204H155V205H159V203ZM159 201V202H160ZM166 201V200H165ZM179 201V200H178ZM35 202V201H34ZM64 202V201H63ZM62 202V203H63ZM80 202V201H79ZM83 202V201H82ZM147 202H149V201H147ZM24 203V202H23ZM36 203H37V200H36ZM42 203H43V201H42ZM119 203V202H118ZM129 203H131V202H128L125 206H127V207H129ZM153 203V202H152ZM223 203V202H222ZM51 204V203H50ZM61 204V203H60ZM67 204H68V202H67ZM82 204V203H81ZM84 204L86 205L87 203H85L84 202ZM95 204V203H94ZM102 204V203H101ZM162 204V203H161ZM168 204H170V203H168ZM64 205V204H63ZM70 205H72V204H70ZM69 205V206H70ZM123 205V204H122ZM164 205H166L167 206V204H164ZM164 205H161V206H164ZM172 205V204H171ZM174 205V204H173ZM258 205H256V206H258ZM23 208L21 209V207H20V209H21V215L19 214V216L21 217V218H23L25 215H26V210L24 209V206L23 205H21ZM26 206H27V204H26ZM72 206H74V205H72ZM84 206V205H83ZM87 206H88V204H87ZM89 206H92L91 204L89 205ZM103 206V205H102ZM150 206H152V205H150ZM169 206V205H168ZM213 206V207H212ZM227 206H229V205H221V208H223V207H226V209H227ZM39 207V206H38ZM98 207V206H97ZM139 207V206H138ZM141 207V206H140ZM140 207H139V210H141L142 209V211H143V208H141L140 209ZM173 207V206H172ZM34 208V207H33ZM40 208V207H39ZM44 208V207H43ZM50 208H54L53 207V205H52V207L50 206ZM57 208H58V206H57ZM56 208V209H57ZM68 208V207H67ZM72 208V207H71ZM70 208V209H71ZM90 208H93V207H90ZM89 208V209H90ZM94 208H95V206H94ZM102 208V207H101ZM130 208V207H129ZM129 208H127V209H129ZM135 208H137V206L135 207ZM214 208V209H213ZM38 209V208H37ZM69 209V208H68ZM88 209V208H87ZM201 209L202 210H204V211H206L207 212V214L203 217L202 215H201ZM42 210V209H41ZM92 210V209H91ZM97 210V209H96ZM138 210V209H137ZM136 210V211H137ZM159 210H162L163 212V214H161L160 213V215H158L159 214ZM191 210H193V209H191ZM215 210V211H214ZM235 211L233 212V214L231 215V213H230V215H229V217H228V219L227 220H225L224 222L226 223V224H233L234 223V220H236L237 218H241L242 216H241V214H240V212H239V210H240V205L239 204H237L236 206H235V209H234ZM53 210H51V212H52ZM55 211V210H54ZM57 211V210H56ZM72 211V210H71ZM108 210H106V212H107ZM135 211V212H136ZM157 211V212H156ZM194 211V210H193ZM228 211V210H227ZM82 212V214H83V212L84 211H78V213L77 214H79V213H81ZM91 212H93V211H91ZM95 213H96V211H94ZM127 212V211H126ZM138 212V211H137ZM224 212H226V211H224ZM61 213V212H60ZM59 213V214H60ZM73 213V212H72ZM71 213V214H72ZM107 213H109V212H107ZM121 213V212H120ZM120 213H116V214H120ZM181 213V214H180ZM192 213V212H191ZM76 213H74V215H75ZM91 214V213H90ZM155 214V215H154ZM199 214H196V215H199ZM68 214L66 213V216H67ZM121 215V214H120ZM159 217H157V216ZM194 215V214H193ZM4 216V215H3ZM63 216V215H62ZM66 216L63 218V220H65V218H66ZM79 216V215H78ZM119 216V215H118ZM158 218H156V217ZM20 217H19V219H20ZM83 217V216H82ZM164 218V220L163 219H161V218ZM199 217V216H198ZM7 218V217H6ZM18 218V217H17ZM25 218V217H24ZM53 218V217H52ZM68 218V217H67ZM92 218V217H91ZM117 218V217H116ZM166 218H167V220H166ZM186 218V219H185ZM206 218V219H205ZM208 218V219H207ZM226 218V217H225ZM224 218V219H225ZM55 219V218H54ZM83 219V218H82ZM118 219H121L120 221H122V222H125L127 225H129L130 223H128L129 221H131V223H132V219L131 220H124L123 218H121V217H119ZM118 219H117V223L118 222H120V221H118ZM145 218H142V219H139L138 220V222H139V225L138 226H140V225H142L144 228H142V231L145 229V230H148L149 231V227L146 225V223H147V221H146V219L144 220ZM159 219H161V221L159 220ZM185 219V220H184ZM5 219H3V221H4ZM7 220H9V218L7 219ZM52 220V219H51ZM56 220V219H55ZM115 220V219H114ZM163 220V221H162ZM197 220V221H196ZM240 220V219H239ZM21 222H23V220L21 219L20 220ZM53 221V220H52ZM58 221H59V219H58ZM137 221V220H136ZM135 220H133V222H136ZM155 222V221H157V222H155V223H153V222ZM10 222V221H9ZM20 222V223H21ZM57 222V221H56ZM60 222V221H59ZM116 222V221H115ZM163 222H165V223H163ZM188 222V223H187ZM246 222V221H245ZM251 222V221H250ZM254 222V221H253ZM52 223V222H51ZM121 223V222H120ZM172 223V224H171ZM221 224H224V223H222V221L220 222ZM241 223V222H240ZM6 224V223H5ZM60 224H62V223H60ZM60 224H58V225H60ZM67 224V223H66ZM125 224V225H126ZM239 224V223H238ZM246 224V223H245ZM54 225H55V223H54ZM65 225V224H64ZM77 225H78V223H77ZM116 225V224H115ZM136 225H137V223H136ZM173 225V227H171ZM225 225V224H224ZM241 225H242V223H241ZM3 226V225H2ZM39 226H40V224H39ZM38 226V227H39ZM93 226V225H92ZM96 226V225H95ZM129 226H131V225H129ZM245 226V225H244ZM19 227V226H18ZM21 227V226H20ZM104 227V226H103ZM116 227V226H115ZM211 227H214V228H211ZM240 227V226H239ZM42 228V227H41ZM52 228V227H51ZM130 228V227H129ZM133 228H134V226L132 225V231H135L136 230V228H134L135 230H133ZM161 228V227H160ZM172 228V229H171ZM241 228V227H240ZM247 228V227H246ZM43 229V228H42ZM54 229V228H53ZM52 229V230H53ZM61 229V228H60ZM113 229V228H112ZM155 229V228H154ZM162 229H164L163 227H162ZM161 229V230H162ZM221 229H223V228H221ZM263 229V230H262ZM62 230V229H61ZM117 230V229H116ZM122 230L124 231V230H126L125 229V226L122 228ZM143 231L144 233L145 232H147V231ZM259 230L261 231L260 233H259ZM39 231H41V230H39ZM106 231V230H105ZM140 231V230H139ZM166 230H164V232H163V234H165L166 232H165ZM214 231V233H211V234H214V235H217V237H215L216 238V240L217 241H219L218 240V238H220V236H222V235H220L221 234V232H224L223 234H225V232H227V231H219V230H217V232H215ZM5 232V231H4ZM43 232V231H42ZM56 232H58L57 230H56ZM61 232V231H60ZM125 232V231H124ZM123 232V233H124ZM160 232V231H159ZM162 232H161V234H162ZM248 232V231H247ZM34 233H36L35 231H34ZM38 233V232H37ZM100 233V232H99ZM106 233V232H105ZM104 233V234H105ZM132 233H134V232H132ZM136 233H138V232H136ZM144 233H142L141 232V234H140V236L142 235V234H144ZM48 234V233H47ZM62 234V233H61ZM117 234V233H116ZM126 234V233H125ZM131 232L128 230L127 231V234L125 235V237H130L131 235ZM146 234H148V233H146ZM145 234V235H146ZM162 234V235H163ZM234 235L233 237L236 239V241H238L237 240V238H245V237H251L255 242L258 240V244L260 243V242H263L264 240H262L264 237V227H258L257 229H255L253 232H249V233H246L245 231H242V230H233V231H231V235ZM252 234V235H251ZM53 235H54V232H53ZM56 235H58L57 233H56ZM65 235V234H64ZM136 235V234H135ZM153 235V234H152ZM175 235L176 236H178L179 238L176 240V239H168V238H170V237H172V238H174L175 237ZM191 235V234H190ZM210 235V234H209ZM70 236V235H69ZM106 236H108V234L106 235ZM192 236L194 237L195 236V234L193 235L192 234ZM192 236H191V238H192ZM202 236H201V238H202ZM227 236H228V233H227ZM52 237V236H51ZM59 237V236H58ZM73 237V236H72ZM100 237V236H99ZM147 237V236H146ZM196 237V236H195ZM208 238H210V236H207ZM223 237V236H222ZM231 236H229L228 238H230ZM21 238V237H20ZM36 238V237H35ZM57 238V237H56ZM86 238V237H85ZM131 239L133 238L134 239V236L132 237H130ZM190 238V239H191ZM208 238H207V240H208ZM228 238L227 239H225V240H227L228 241ZM3 239V238H2ZM1 239V240H2ZM5 239H7V238H5ZM3 240V241H6V240ZM63 239H65V238H63ZM67 239V238H66ZM72 239V238H71ZM75 239V238H74ZM82 239V238H81ZM90 239V238H89ZM105 239V238H104ZM131 239H130V241H131ZM132 239V240H133ZM144 239V238H143ZM246 239V238H245ZM248 239V238H247ZM9 240V239H8ZM99 240V239H98ZM137 240V239H136ZM169 240H171V241H169ZM172 240H175V241H172ZM194 240V239H193ZM192 240V241H193ZM196 240V239H195ZM198 241L197 242H199L198 244H200V245H204V244H202V243H200L201 242V240H199V239H197ZM206 240V239H205ZM205 240H203V238H202V241H205ZM221 240H223V239H221ZM230 240V239H229ZM241 240V239H240ZM252 240V241H253ZM20 241V240H19ZM69 241V240H68ZM138 241V240H137ZM217 241H214V242H217ZM244 241V240H243ZM247 241V240H246ZM250 241V244H252L251 243V240H249ZM249 241H248V246L249 247H247V250L245 249V248H240L239 250L238 249H234V250H237L236 251V253H234V254H231L230 255V252L232 251H230L229 250V252H228V254L227 255H225V254H223V247L222 248H220V246H222L221 244H223L222 242H221V244H219L218 243V245H219V247L217 248L218 250H217V252H215L216 250H214V253H211L210 251H208V253L210 254L211 253V257L212 258H217L218 259V256H216L215 257V255H217L218 253H219V258H220V260H217L216 259V261L218 262L217 264H229V262H233V263H235V264H243L242 262H240V260L242 261V257L243 256H241V255H243V253L240 255V250H246V252H248L249 254H251V257H254V255L252 256V254H256V255H258V252H260L261 251V253H264V248L263 247H258L257 246V244L255 245V246H257V247H253L252 248V245H250L249 244ZM260 241V242H259ZM62 242V241H61ZM111 242V241H110ZM154 242V241H153ZM156 242V241H155ZM165 242H167V243H165ZM188 242V241H187ZM211 241L209 240V243H210ZM213 242V243H214ZM220 242V241H219ZM226 242V241H225ZM23 243V242H22ZM62 243H64V242H62ZM67 243V242H66ZM179 243V244H178ZM190 243V242H189ZM196 243V241H194V244ZM205 243V242H204ZM213 243L211 242L210 243V245L212 244L213 245ZM230 242H228V244H229ZM235 243V242H234ZM246 243V242H245ZM20 244H21V242H20ZM52 244V243H51ZM117 244V243H116ZM123 244V243H122ZM156 244V243H155ZM193 244V243H192ZM193 244V245H194ZM197 244V243H196ZM217 243H215L214 245H216ZM228 244H226V245H228ZM233 244V243H232ZM244 244V243H243ZM3 245V244H2ZM18 245V244H17ZM53 245V244H52ZM210 245H208V247L210 246ZM211 245V248H213V247H215L214 245L212 246ZM234 245H236L237 246V244H234ZM239 245V244H238ZM55 246V245H54ZM88 246H90V245H88ZM127 246V245H126ZM149 245H147V246H145V248L147 247L148 249L150 248V247H148ZM153 246H155V245H153ZM184 246V247H183ZM192 246V245H191ZM205 246V245H204ZM224 246V245H223ZM240 246V245H239ZM239 246L238 247H235V248H239ZM246 246V245H245ZM244 246V247H245ZM56 247V246H55ZM92 247V246H91ZM104 247V246H103ZM128 247V246H127ZM127 247H125V248H127ZM131 247V246H130ZM156 247V246H155ZM192 247H194V246H192ZM217 247V246H216ZM225 247V246H224ZM228 247H230V244L228 245ZM93 248V247H92ZM135 248V247H134ZM145 248L143 249V250H145ZM175 248L174 249H171L170 251L172 252L173 250H175ZM191 248V247H190ZM205 247H203V249H204ZM227 248V247H226ZM232 248H234L233 247V245H232V247H231V249ZM256 248H257V252L255 253V252H253V250L255 249V251H256ZM64 249V248H63ZM96 249V248H95ZM95 249H94V251H95ZM147 249V250H148ZM201 249L202 248H200V252H201ZM215 249V248H214ZM41 250V249H40ZM54 251H56L55 249H53ZM53 250H52V252H53ZM60 250V249H59ZM85 250V249H84ZM97 250V249H96ZM104 250V249H103ZM146 250V251H147ZM164 250H166V249H164ZM205 250H207L206 248H205ZM210 250V249H209ZM225 250H228V249H225ZM48 251H51V250H48ZM58 251V250H57ZM63 251V250H62ZM61 251V252H62ZM83 251V250H82ZM134 251V250H133ZM194 251V250H193ZM192 251V252H193ZM203 251V250H202ZM212 251V250H211ZM38 252H39V250H38ZM100 252V251H99ZM103 252V251H102ZM143 252V251H142ZM152 252V251H151ZM169 252V251H168ZM176 252L177 253H179L177 250H176ZM175 251H174V253L173 254H175L176 253ZM213 252V251H212ZM245 252V253H246ZM252 252V253H251ZM48 253V252H47ZM54 253V252H53ZM68 253V252H67ZM79 253V252H78ZM95 253H96V251H95ZM133 253V252H132ZM194 253H197V249H196V251H194ZM208 253H204V255L205 254H207L208 255V257L210 256ZM217 253V254H216ZM232 253V252H231ZM248 253H246L247 255H248ZM34 254V253H33ZM89 254H91V253H89ZM96 254H98V253H96ZM95 254V255H96ZM102 254V253H101ZM123 254V253H122ZM140 254V253H139ZM153 254V253H152ZM159 254H161L160 252H159ZM172 254V253H171ZM37 255V254H36ZM38 255H40L39 253H38ZM37 255V256H38ZM49 255V254H48ZM50 255H52V254H50ZM54 255V254H53ZM52 255V256H53ZM61 255V254H60ZM119 255V254H118ZM200 255V254H199ZM199 255H196V256H199ZM202 255H203V252H202ZM206 255V256H207ZM239 255L241 256V257H239ZM247 255H244L245 257H247ZM45 256V255H44ZM62 256H64V254L62 255ZM143 256V255H142ZM148 256V255H147ZM172 256H174V255H171L170 257H171V259H172ZM260 256V255H259ZM262 256V255H261ZM9 257V256H8ZM43 257V256H42ZM87 257V256H86ZM129 257V256H128ZM149 257V256H148ZM248 257H250V255L248 256ZM256 257V256H255ZM36 258V257H35ZM38 258V257H37ZM40 258V257H39ZM59 258V257H58ZM8 260H9V258H7ZM48 259V258H47ZM50 259H52L53 260V258H50ZM99 259V258H98ZM97 259V260H98ZM140 259L141 258H139V262L140 263H142V261L144 260H142V261H140ZM211 258L209 257L208 259L206 258V260H208V261H211L210 260ZM4 260V259H3ZM51 260V261H52ZM146 260V259H145ZM186 260V259H185ZM215 260V259H214ZM244 260V259H243ZM248 260H250V258L248 259ZM248 260H246L245 262H247ZM255 260V259H254ZM258 260V259H257ZM262 260V259H261ZM95 261V260H94ZM126 261H128V260H126ZM126 261H124V264H125V262ZM134 261V260H133ZM136 261H137V259H136ZM136 261L134 262V263H136ZM166 261V260H165ZM85 262V261H84ZM98 261H96V263H97ZM101 262V261H100ZM116 262H117V260H116ZM115 262V263H116ZM131 262V260H129V262L127 263V264H129ZM171 262V261H170ZM174 262H176V261H174ZM180 262H182V260L180 261ZM186 262H188V261H186ZM256 262V261H255ZM99 263V262H98ZM97 263V264H98ZM102 263V262H101ZM122 263H123V261H122ZM172 263V262H171ZM170 263V264H171ZM177 263H178V261H177ZM194 263V262H193ZM200 263V262H199ZM262 263H264V259H263V261H257L256 263H252V264H262ZM94 264V263H93ZM108 264V263H107ZM114 264V263H113ZM118 264V263H117ZM132 264V263H131ZM138 264V263H137ZM146 264V263H145ZM166 264H169V261L168 262H166ZM180 264H182V263H180ZM202 264H204L203 262H202ZM232 264V263H231ZM248 264H250V263H248Z\"/></svg>",
    "mask_w": 264,
    "mask_h": 264
},
{
    "label": "clouds",
    "instance_id": "3",
    "mask_svg": "<svg viewBox=\"0 0 264 264\" xmlns=\"http://www.w3.org/2000/svg\"><path fill=\"white\" fill-rule=\"evenodd\" d=\"M241 60L233 65L231 71L234 73L231 84L226 92L227 110L229 115L221 118L219 108L213 106V116H204L199 124L195 122L197 113L193 112L187 116L184 123L180 122L179 114L173 113L175 125L185 129L188 132L190 141L206 133V125L210 124L212 130H217L229 138L239 124L240 118L243 123L254 124V131L247 135L240 149L244 150V158L248 161V173L244 179L250 182L255 189H264V84L260 83V69L256 65H264V59H248V65L245 70ZM206 68L213 73L212 83L219 85L221 83L222 65L228 63H219L215 60L201 61ZM201 72L192 64L190 70L182 74H176L171 69H165L162 73L153 79L158 86L156 103H160L166 93H170V101L173 107L180 104V98H185L186 102L180 105L185 111L190 109H200L202 103V93L197 91L206 85L200 82ZM257 85L259 88L257 90ZM220 94L219 90L216 95ZM155 107V105L150 106ZM149 109H145L147 113ZM152 118V123L155 117ZM231 151V149H229ZM198 159V156H197ZM199 165L201 161L198 159Z\"/></svg>",
    "mask_w": 264,
    "mask_h": 264
}]
</instances>
